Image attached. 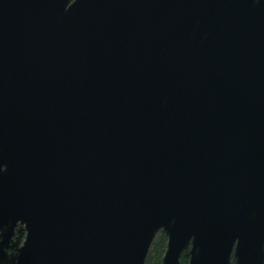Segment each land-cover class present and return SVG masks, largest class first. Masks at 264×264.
<instances>
[{"label": "water", "instance_id": "1", "mask_svg": "<svg viewBox=\"0 0 264 264\" xmlns=\"http://www.w3.org/2000/svg\"><path fill=\"white\" fill-rule=\"evenodd\" d=\"M160 231L162 264H264V0H0V264Z\"/></svg>", "mask_w": 264, "mask_h": 264}, {"label": "trees", "instance_id": "2", "mask_svg": "<svg viewBox=\"0 0 264 264\" xmlns=\"http://www.w3.org/2000/svg\"><path fill=\"white\" fill-rule=\"evenodd\" d=\"M18 234V232H17ZM166 236L165 234L160 231L151 247H150V250L148 252V255H147V259H146V264H162V257H163V254H164V251L166 249ZM188 263V258L185 257L184 255H182L180 257V263L179 264H187Z\"/></svg>", "mask_w": 264, "mask_h": 264}, {"label": "flooded vegetation", "instance_id": "3", "mask_svg": "<svg viewBox=\"0 0 264 264\" xmlns=\"http://www.w3.org/2000/svg\"><path fill=\"white\" fill-rule=\"evenodd\" d=\"M17 235H19V233L17 234V232H16V236H17Z\"/></svg>", "mask_w": 264, "mask_h": 264}]
</instances>
